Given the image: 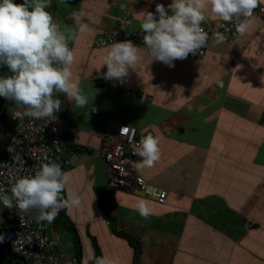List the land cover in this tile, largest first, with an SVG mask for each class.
Returning <instances> with one entry per match:
<instances>
[{
    "label": "crops",
    "instance_id": "obj_1",
    "mask_svg": "<svg viewBox=\"0 0 264 264\" xmlns=\"http://www.w3.org/2000/svg\"><path fill=\"white\" fill-rule=\"evenodd\" d=\"M157 3L167 7L171 0H52L47 9L61 29L75 32L69 68L88 97V105L78 108L70 95L56 96L71 152L68 166H60L62 198L78 196L80 203L47 222V234L58 238L56 252L72 258L75 240L66 225L71 226L81 245L79 264L96 258L133 264L132 246L115 232L138 241L139 264H264V17L252 14L246 30L229 43H217L214 33L201 60H176L172 72L164 71L173 73L172 87L138 69L149 63L138 48L143 59L129 69L138 72L134 81L103 79L110 47L94 48L93 42L125 13L133 14L129 28L140 30L144 13H154ZM78 18L87 25L83 31ZM0 75H9L8 69L0 68ZM25 119L0 98V158L6 130ZM122 124L158 140L159 160L152 167H139L141 159L134 165L151 187L167 193L164 204L107 185V165L95 150L104 132ZM140 204L148 208L147 217L140 215ZM0 264H20L1 240Z\"/></svg>",
    "mask_w": 264,
    "mask_h": 264
},
{
    "label": "clouds",
    "instance_id": "obj_2",
    "mask_svg": "<svg viewBox=\"0 0 264 264\" xmlns=\"http://www.w3.org/2000/svg\"><path fill=\"white\" fill-rule=\"evenodd\" d=\"M258 0H171L165 7L157 3L155 12L146 11L140 24L143 45L149 64L158 61L173 67L176 60H183L205 47L209 36L204 23L207 11L225 23L235 22L236 30H246ZM52 0H0V68L6 67L9 75H0V98L12 102L22 114L32 120L51 122L60 111L58 94L70 95L75 106L84 108L88 97L73 80L69 66L74 55L69 42L75 32L63 30L54 22L49 9ZM79 30L87 25L80 23ZM114 35H117L115 33ZM226 37L217 34L216 42ZM104 57L106 71L103 79L123 83L131 66L137 64V46L131 41H114ZM100 67V68H101ZM152 135V133H151ZM141 157L139 167H152L160 158L158 140L144 137L136 147ZM65 174L54 161L43 163L32 175L18 178L9 195L0 186V204L23 212L34 211L38 222L51 223L59 212L71 204L80 203L74 196L70 201L62 198ZM143 217L149 215L144 204L138 206ZM3 237H0L2 240ZM93 264H106L96 258Z\"/></svg>",
    "mask_w": 264,
    "mask_h": 264
},
{
    "label": "built area",
    "instance_id": "obj_3",
    "mask_svg": "<svg viewBox=\"0 0 264 264\" xmlns=\"http://www.w3.org/2000/svg\"><path fill=\"white\" fill-rule=\"evenodd\" d=\"M252 14L264 17V6L259 0ZM132 16L131 12L123 14L115 26L104 31L93 42V47L102 48L110 46L114 41L128 40L144 51L143 33L129 28ZM203 26L209 39L204 48L194 55L190 54L188 59H203L214 33L224 35L226 43L241 34L236 30L235 22L207 19ZM55 115L56 119L48 123L26 117L13 131L6 130L0 158V186L9 195L18 178L32 175L43 163L54 161L60 166H68L71 152L65 141L66 123L60 125L58 114ZM149 135L151 136L150 131H139L133 126L122 124L115 132L103 133L95 154L107 165V185L110 188H122L142 196H153L156 202L164 204L167 193L151 187L134 165L135 160L141 159L136 154L137 144ZM35 215L34 211L23 212L15 206L8 209L0 204V237H3L1 241L12 254L19 257L23 264H77L75 257L66 258L55 251L58 238L49 236L47 221L38 222Z\"/></svg>",
    "mask_w": 264,
    "mask_h": 264
},
{
    "label": "trees",
    "instance_id": "obj_4",
    "mask_svg": "<svg viewBox=\"0 0 264 264\" xmlns=\"http://www.w3.org/2000/svg\"><path fill=\"white\" fill-rule=\"evenodd\" d=\"M98 202H99V206L102 209V211H104V213L108 214L109 213V208L106 205V202L103 200V197L100 196L98 198ZM66 229L68 231H70L74 235V240H75L74 256H75V258L77 260V264H79L80 263V260H81V254H82V252H81V245H80V242H79L78 235H77L76 231L71 226L66 225ZM115 233L117 235H119L120 237L124 238L125 240H127L128 243L132 246L133 251H134V254H133V264H139L140 245H139L138 241H136L134 238L130 237L127 234H123V233L121 234V233H118V232H115ZM95 249L98 250V248H97L96 245H95ZM97 257H99L98 254H97ZM15 259L17 261H19L20 264H23L21 262V259L19 257L15 256Z\"/></svg>",
    "mask_w": 264,
    "mask_h": 264
},
{
    "label": "rangeland",
    "instance_id": "obj_5",
    "mask_svg": "<svg viewBox=\"0 0 264 264\" xmlns=\"http://www.w3.org/2000/svg\"><path fill=\"white\" fill-rule=\"evenodd\" d=\"M139 54H141V53L138 52V55ZM141 59H143V58H140L139 60H141ZM143 63H144V65H143ZM143 63H141L142 64L141 67L138 66L139 67L138 69H143V70L148 71L152 77L151 81L157 80L160 83V85H165V87H172L173 81L170 80V78H171L170 75H173V73L166 75L165 72H168V73L172 72L173 67L170 68L167 65L160 64V63L159 64L161 65V67L151 66L147 62V60H144ZM137 75H138V72L137 73L135 72L133 74L130 73V74H128V79H131L132 81H134L136 79ZM159 76H161L163 80L159 79ZM137 79H138L137 81H139L141 84H144V81L142 79H139V78H137ZM166 80H168V81H166ZM139 90L141 91V89H139Z\"/></svg>",
    "mask_w": 264,
    "mask_h": 264
}]
</instances>
